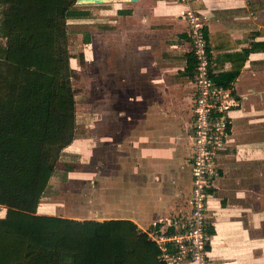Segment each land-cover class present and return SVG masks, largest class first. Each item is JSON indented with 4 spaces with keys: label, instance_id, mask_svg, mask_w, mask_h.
<instances>
[{
    "label": "crops",
    "instance_id": "0c3cea01",
    "mask_svg": "<svg viewBox=\"0 0 264 264\" xmlns=\"http://www.w3.org/2000/svg\"><path fill=\"white\" fill-rule=\"evenodd\" d=\"M111 1L105 25L92 26L106 30V61L96 65L97 79L105 80L107 116L113 122L106 148L118 154L123 150L133 154L132 147L136 145L141 156L137 171L144 169L147 173L149 167L156 170L158 183L149 187L144 173L142 180L134 179L142 181L138 188L128 177H111L109 171L115 169L111 168L115 163L109 159L111 153L107 154L108 188L113 193L118 190L119 194H113L117 200L96 210L106 215L104 218L83 219H137L145 225L158 221V228L153 225V229L170 235L173 226L169 223L187 211L188 202L181 214L163 216L174 207L180 194L178 187L185 184L188 201L192 186L191 175L185 177L174 168L181 163L178 155L184 135L187 134L189 144L191 136V127L188 133L185 129L187 118H191L193 61L188 23L182 17L190 7L205 21L214 80L230 87L239 102L232 112L229 141L217 155L220 175L215 178L208 199L207 215L214 229L209 264H264V0ZM91 41L89 34L87 43ZM170 150L176 155L168 160L162 152ZM254 163L261 167L251 166ZM186 165L190 167L189 161ZM167 166L173 170L170 175L165 173ZM71 177L52 176L47 190ZM130 190L156 196L159 204L149 211L135 208L134 203H125ZM48 204L39 203L37 213L60 216L55 214L59 207ZM41 207L52 212H43ZM169 248L175 250L172 244Z\"/></svg>",
    "mask_w": 264,
    "mask_h": 264
},
{
    "label": "trees",
    "instance_id": "16d2710c",
    "mask_svg": "<svg viewBox=\"0 0 264 264\" xmlns=\"http://www.w3.org/2000/svg\"><path fill=\"white\" fill-rule=\"evenodd\" d=\"M74 1L0 0V264H167L130 219L37 213L56 170L72 169L59 158L76 133L66 29L82 15Z\"/></svg>",
    "mask_w": 264,
    "mask_h": 264
},
{
    "label": "rangeland",
    "instance_id": "374dc122",
    "mask_svg": "<svg viewBox=\"0 0 264 264\" xmlns=\"http://www.w3.org/2000/svg\"><path fill=\"white\" fill-rule=\"evenodd\" d=\"M111 2L95 4L78 3L75 0L72 4V8L81 11L82 15L67 20V45L71 56L69 64L73 70L71 86L74 90L76 133L73 142L63 150L62 156L59 158L61 161L59 163L60 167H64L63 164H65L66 167V163H69L72 165V169L69 171H65L62 168L58 169L53 177L64 178V175H70L72 177L66 182L65 179L61 185H58L57 183L56 185H50L52 189L47 190L42 197L43 199L40 201L41 205L49 206L48 202L57 205L59 211L55 214L63 217L82 220L87 217L104 218L106 216L100 215L96 210L104 208L108 203H111V200L116 199L113 197L114 193L119 194L118 190H115L113 193L112 189L110 191L108 188L110 181L107 174L108 165L110 166V164H107V154L110 155L111 153L109 159H111V162L114 161L115 163L111 164V168L112 166H115V169L109 171L111 177L114 174L128 177L130 182L132 181V183L136 184V188H138V185L142 184V181L134 180L138 178L141 179L142 173H144V169L143 172L137 171L140 164L139 159L141 157L138 155V147L136 145L133 146L134 143L130 142V145L133 146L132 152L135 151L133 154L130 153L131 151L126 153L125 150H123L122 153L120 151L118 154L116 150L106 148V137L107 135L112 134V128L109 125H112L113 122L112 118L107 116L105 80H98L96 73L97 63H99V65H104L106 61V51L104 49L106 30L104 27H98V29H95L92 28V26H96L98 23L100 25H105V16L110 10L111 6L109 5ZM89 34H91L92 38L91 43L85 42L86 36H89ZM4 47L5 39L0 32V55L2 54ZM187 120L188 124L185 133H188L190 129V117L189 119L187 118ZM108 131L111 133L108 134ZM258 136H260V134H258ZM183 138V147L178 155L179 158H181V163H179V166L174 165V168L175 170L182 171L184 176L187 177L188 175H191L190 167L186 165L189 161L191 146L187 134H185ZM170 151L174 154H171ZM170 151H168V153L162 152L163 156L166 154L168 155L165 157L168 160H170L171 155H173V157L176 155L174 150ZM114 153H117L118 157H115ZM147 155L150 154L148 153ZM251 166L261 167L260 163H254ZM143 167L144 165H142V168ZM167 168L168 170L165 171V173L170 175L173 170L169 169L168 166ZM215 168L217 171L216 178L220 175L217 160ZM146 172L147 173L144 174L147 177L146 182L149 187L155 182L158 183L157 178L159 173L156 170L149 167V169H146ZM92 177H94V179L97 177V179L93 180ZM53 182H56V179L53 180ZM57 187L59 188L57 189ZM185 187V184L182 187H178L180 194L174 201V207L163 216L166 218H172L176 216L177 213L180 212L181 214L187 209L188 189ZM121 193L122 192H120V194ZM52 195H54V197ZM126 200L128 201H125V203L130 204L132 202L134 203L135 208H142L143 211H149L151 208H154L159 204L158 197L151 194L144 195L138 190H135L134 192L130 190ZM92 209L94 210L93 213H91ZM5 210L6 207L0 206V217L4 214ZM40 210H44L43 212L48 211L47 209H42V207ZM135 220L136 221L133 222H136L137 226H140L139 229L142 231V228L155 231L153 229V223L158 222L155 221L145 225L141 224L137 219ZM163 221L167 223V219ZM171 251L174 252V249Z\"/></svg>",
    "mask_w": 264,
    "mask_h": 264
},
{
    "label": "built area",
    "instance_id": "2783aa9c",
    "mask_svg": "<svg viewBox=\"0 0 264 264\" xmlns=\"http://www.w3.org/2000/svg\"><path fill=\"white\" fill-rule=\"evenodd\" d=\"M182 17L188 23L193 61L189 153L192 186L188 209L169 223L174 229L170 235L163 231H143L159 245L167 264H209L211 235L207 230L212 224L207 215L208 199L217 175V153L228 142L232 112L239 102L230 87L216 83L212 76L211 53L201 14L187 7ZM170 244L175 248L172 253L168 251Z\"/></svg>",
    "mask_w": 264,
    "mask_h": 264
},
{
    "label": "bare ground",
    "instance_id": "6f19581e",
    "mask_svg": "<svg viewBox=\"0 0 264 264\" xmlns=\"http://www.w3.org/2000/svg\"><path fill=\"white\" fill-rule=\"evenodd\" d=\"M81 3H100V2H106L103 0H79ZM133 0H130V2Z\"/></svg>",
    "mask_w": 264,
    "mask_h": 264
},
{
    "label": "water",
    "instance_id": "95a60500",
    "mask_svg": "<svg viewBox=\"0 0 264 264\" xmlns=\"http://www.w3.org/2000/svg\"><path fill=\"white\" fill-rule=\"evenodd\" d=\"M78 3H81L79 0H76ZM111 0H108V1H106V2H110ZM106 2H100V3H106ZM95 4H97V3H95Z\"/></svg>",
    "mask_w": 264,
    "mask_h": 264
}]
</instances>
